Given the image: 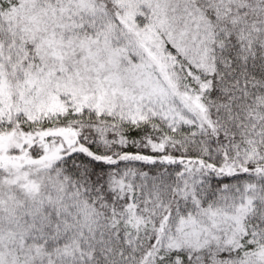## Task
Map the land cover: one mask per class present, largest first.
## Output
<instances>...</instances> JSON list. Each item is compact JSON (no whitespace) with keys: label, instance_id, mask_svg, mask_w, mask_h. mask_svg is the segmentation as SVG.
I'll return each instance as SVG.
<instances>
[{"label":"snow or ice","instance_id":"obj_1","mask_svg":"<svg viewBox=\"0 0 264 264\" xmlns=\"http://www.w3.org/2000/svg\"><path fill=\"white\" fill-rule=\"evenodd\" d=\"M0 264H264V0H0Z\"/></svg>","mask_w":264,"mask_h":264}]
</instances>
